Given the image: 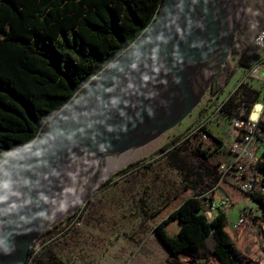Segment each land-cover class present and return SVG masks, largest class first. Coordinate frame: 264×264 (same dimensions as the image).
<instances>
[{"label": "trees", "instance_id": "1", "mask_svg": "<svg viewBox=\"0 0 264 264\" xmlns=\"http://www.w3.org/2000/svg\"><path fill=\"white\" fill-rule=\"evenodd\" d=\"M161 1L0 0V165L32 143L47 122L78 96L81 88L136 41L155 19ZM262 28L264 0H247L231 42L235 63L225 62L216 71L209 88L211 95L221 93L237 68H247L258 59L252 38ZM220 73L223 74L218 78ZM230 104L225 101L217 108V113L228 120L236 115L240 105L249 109L256 103H242L231 110ZM197 152L201 156L206 154L198 149ZM175 157L173 154L172 159ZM257 168L264 184V162ZM215 181L217 184V177ZM217 186L230 205L233 194L249 197L264 217V193L245 194L236 187L222 183ZM201 200L189 197L181 201L153 228L155 236L174 258L187 255L195 258L197 264H208L209 258L217 264H241L242 257L225 229L224 212L218 209L214 219L207 222L201 214ZM77 215L74 213L70 219ZM173 219L179 229L169 237L164 226ZM59 225L49 227L34 241L27 260L38 242L45 245L66 229H58ZM65 226H69L68 222ZM33 260V264H57L49 256L46 260Z\"/></svg>", "mask_w": 264, "mask_h": 264}, {"label": "water", "instance_id": "2", "mask_svg": "<svg viewBox=\"0 0 264 264\" xmlns=\"http://www.w3.org/2000/svg\"><path fill=\"white\" fill-rule=\"evenodd\" d=\"M215 2L162 0L155 19L136 41L81 88L32 143L0 165V264H26L34 241L56 223L50 221L48 208L53 202L50 188L64 180L61 167L91 154L103 155L116 143L120 147L112 153L141 147L196 107L202 95L189 99L188 80L215 51ZM227 58L214 67L208 88ZM162 96L176 111L169 120L160 118Z\"/></svg>", "mask_w": 264, "mask_h": 264}, {"label": "rangeland", "instance_id": "3", "mask_svg": "<svg viewBox=\"0 0 264 264\" xmlns=\"http://www.w3.org/2000/svg\"><path fill=\"white\" fill-rule=\"evenodd\" d=\"M226 62L233 65L235 60L229 55ZM255 64L256 61L247 68H237L217 96L211 95L206 87L196 107L179 124L157 139L143 143L138 150L123 152L124 157L135 156L111 171L77 207L56 220L53 225L60 223L58 229H66L45 245L38 242L30 264L36 257L46 260L48 256L57 264H197L195 258L187 255L170 256L153 228L186 198L217 199L210 189L216 183L218 164L228 155L229 132V120L219 115L217 108L225 101L231 102L230 110L242 103L248 106L264 103V65L260 80H254L250 71ZM201 75L206 76V71ZM165 147L163 152L159 151ZM197 149L204 151L205 156ZM255 154L260 163L264 162V143L255 147ZM121 157L120 152L107 158L96 154L87 159L84 174L99 175ZM131 164L134 166L130 167ZM80 179L68 183L67 198L79 191ZM233 195L231 205L224 211L225 229L242 257L241 264H264V217L249 197ZM76 212V218L70 219ZM215 214L211 211V216ZM239 217L244 218V223L233 230L232 225ZM178 229L175 219L164 226L169 237L175 236ZM207 263L217 264L213 258Z\"/></svg>", "mask_w": 264, "mask_h": 264}, {"label": "bare ground", "instance_id": "4", "mask_svg": "<svg viewBox=\"0 0 264 264\" xmlns=\"http://www.w3.org/2000/svg\"><path fill=\"white\" fill-rule=\"evenodd\" d=\"M242 4H243V0H216L215 5L217 9V14H216L217 20L214 23L215 51L211 56V58L209 59V61L207 62V64L202 66L200 68V71L197 74H195L191 79L188 80L190 82V88L192 92L190 93L191 95L187 94L190 100L195 99L196 97L198 98L200 95H202V91L208 86L209 79L216 64L221 59L227 58L229 56L228 45L232 35L234 34L235 26L239 19V14L242 8ZM202 71H206L207 75L206 76L201 75ZM161 101H162L161 105L163 106V109L161 111L160 118L161 120H169L175 115L176 111L172 109L171 105H169L170 100L168 99V97L162 96ZM256 105H259V103L255 104V112L258 110V106ZM253 114L254 115L252 116V118L255 117V113ZM129 143L136 144L138 142L130 141ZM119 147H120L119 143L109 146L107 150H104L102 157L103 158L109 157V154H112V152L115 149H119ZM132 149L129 148L124 152L126 151L134 152L139 149V146L138 147L135 146ZM120 154L122 155L120 160H118L116 163H113L104 170H102L99 175L98 174L93 175L90 174V172L84 174V170H83V166L85 165L87 159L94 157L96 154H91L90 156H88V158L79 160L75 164H69L61 167L59 170L61 173L60 176H62L64 180L62 181L61 184L58 183L50 188V194L51 196H53V200H52L53 202H50L48 208L50 221L58 220L64 217L66 214H68L71 210L77 207L78 204L85 197V195L92 188L96 187L103 178H106L111 171L125 164L135 156V154H131L127 157H124L123 152ZM81 176L83 177L80 179ZM75 179L77 180L80 179L79 185L81 186V188L79 189V191H76V193H74L72 197L69 196V198H67L68 191H70L67 187L68 183L71 182V180H75Z\"/></svg>", "mask_w": 264, "mask_h": 264}, {"label": "built area", "instance_id": "5", "mask_svg": "<svg viewBox=\"0 0 264 264\" xmlns=\"http://www.w3.org/2000/svg\"><path fill=\"white\" fill-rule=\"evenodd\" d=\"M252 42L259 52V57L250 71V77L254 80H260V70L264 65V28L255 34ZM259 105L260 108L255 112V104L251 105L249 109L242 104L236 109V115L230 117L226 141L228 142L227 152L229 156L217 166L219 179L245 194L264 193V184L261 183L262 172L257 168L261 160L255 154V147L264 143V103ZM253 113H255L254 118H252ZM203 137H206V134ZM203 202L205 205L202 206V212L208 220L214 219L215 215L211 216V211L216 212L219 209L224 212L230 205L225 196L211 201L206 198ZM205 207L206 209L203 211ZM243 221L244 218L239 217L232 228ZM32 255L33 253L29 256L26 264H30Z\"/></svg>", "mask_w": 264, "mask_h": 264}, {"label": "crops", "instance_id": "6", "mask_svg": "<svg viewBox=\"0 0 264 264\" xmlns=\"http://www.w3.org/2000/svg\"><path fill=\"white\" fill-rule=\"evenodd\" d=\"M234 75H235V74H234ZM228 156H229V155H227L226 159L228 158ZM226 159H224L223 161H225ZM223 161H222V162H223ZM216 177H217V180H218L217 184H218V183H222V184H224V185H227V183H226L225 181L219 179V174H218L217 171H216ZM217 184L215 183V184L213 185V187L210 189V191H211V195H212L214 198L224 197L225 195H224L223 191L217 186ZM227 186H228V185H227Z\"/></svg>", "mask_w": 264, "mask_h": 264}]
</instances>
